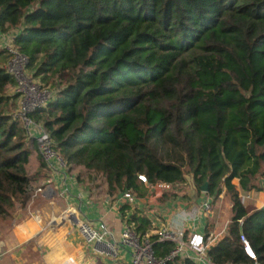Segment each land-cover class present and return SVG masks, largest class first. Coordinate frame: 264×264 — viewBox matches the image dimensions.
I'll list each match as a JSON object with an SVG mask.
<instances>
[{"label":"trees","instance_id":"obj_1","mask_svg":"<svg viewBox=\"0 0 264 264\" xmlns=\"http://www.w3.org/2000/svg\"><path fill=\"white\" fill-rule=\"evenodd\" d=\"M14 32L26 70L42 88L54 86L31 116L70 169L111 198L188 179L198 195L206 183L208 196L225 190L232 218L209 256L215 264H264V206L251 210L241 198L264 179V0H0V33ZM13 56L0 44L4 220L27 203L47 167L13 116L21 97L9 92L18 87L7 68ZM35 149L40 166L31 173ZM87 173L105 181L94 187ZM129 223L141 236L152 227L138 209ZM150 238L158 257L175 247ZM166 264L199 263L178 256Z\"/></svg>","mask_w":264,"mask_h":264},{"label":"crops","instance_id":"obj_2","mask_svg":"<svg viewBox=\"0 0 264 264\" xmlns=\"http://www.w3.org/2000/svg\"><path fill=\"white\" fill-rule=\"evenodd\" d=\"M0 39L3 45L9 43L6 35L0 33ZM31 140L35 138L31 137ZM39 166L40 155L35 149L30 172L35 173ZM80 171L57 164L43 169V176L34 184L27 203L18 204L8 219H0V264H130L132 248L122 243L121 236L125 217L133 209L141 210L151 219L150 235L162 227H184L188 234H202L207 239L213 237V243H216L227 233L232 203L225 190L214 198L213 203L219 207L224 203L228 211L226 221H219L217 207L210 216L204 215L201 203L208 195L203 191L198 195L191 186L190 189L183 186L181 190L165 193L152 201L149 200L150 192L143 197L137 196L136 206L123 215L116 206L118 197L111 198L106 190L92 188ZM261 182L264 189V179ZM44 187V191H37ZM259 194L245 202L249 209L264 206V191ZM186 213L194 214L193 218L186 221ZM86 219L95 226L107 225L119 242L117 256L103 253L95 245L85 242L78 224Z\"/></svg>","mask_w":264,"mask_h":264},{"label":"built area","instance_id":"obj_3","mask_svg":"<svg viewBox=\"0 0 264 264\" xmlns=\"http://www.w3.org/2000/svg\"><path fill=\"white\" fill-rule=\"evenodd\" d=\"M14 36L15 32L6 35L9 41L6 46L10 48L14 54L7 68L16 76L18 81L17 92L21 94L19 106L13 112V116L20 119L27 129L29 136L35 138L40 154L47 165L54 167V164H57L61 167H67L61 154L54 148V141L44 124L35 121L31 116V113L38 107L47 105L53 93L51 90L42 88L40 83L36 82L32 75L28 76V74H26L25 70L29 59L27 56L14 50L11 45ZM140 178L144 182H147L145 176H140ZM183 186V182H178L176 184L158 183L152 187L149 200L152 201L155 198H161L165 193L181 190ZM45 189L46 187L39 188L37 191L41 192ZM251 197L252 195L250 192H243L241 194L244 203L250 200ZM213 201V196H207L202 201L201 210L204 215L210 216L212 214ZM137 202L138 197L134 193L126 191L118 196L116 206L120 209L121 206L126 204L134 208ZM193 215L194 214L191 215L186 213L184 214V219L188 221L193 218ZM78 229L87 244L95 245L96 249L103 253L117 256L119 242L105 223L95 226L90 220H81L78 224ZM152 235H156L158 241L168 240L174 242V249L167 256L158 257L154 251L153 242L150 238L151 235L147 234L146 236H141L138 234L133 225L129 223V215H126L125 229L122 233L121 241L132 248L130 264H166L168 261L174 260L178 256L189 257L199 264H215L208 254V250L215 240L212 239L213 237L206 240L202 234H188L184 227H162ZM241 240L248 256L256 260V253L244 234L241 235Z\"/></svg>","mask_w":264,"mask_h":264},{"label":"rangeland","instance_id":"obj_4","mask_svg":"<svg viewBox=\"0 0 264 264\" xmlns=\"http://www.w3.org/2000/svg\"><path fill=\"white\" fill-rule=\"evenodd\" d=\"M0 42H1V39H0ZM2 43V42H1ZM0 43V44H1ZM2 46H6L5 44L3 45V43H2ZM25 72H26V74H28V76H31V75H33L34 74V72L33 71H31V70H25ZM34 79H35V81L36 82H38V83H40V82H42L41 81V78L39 77H33ZM50 86V89H54V86L53 85H49ZM17 89L18 88H10L9 89V92H14V91H17ZM45 89H47V88H45ZM50 89H48V90H50ZM86 176V175H85ZM87 176L89 177L90 175L87 173ZM86 176V177H87ZM87 177V178H88ZM94 178V179H93ZM90 179H91V182L93 183V186L94 187H96V186H99V185H102L103 184V182L105 181L104 180V177L103 176H101V175H97V174H94V175H92V176H90ZM185 185H184V188L186 189V188H188V189H190V180L188 179V180H186V182L184 183ZM261 185H262V182H261V179L259 180V188L260 189H258V190H255L251 195H252V197H253V199L254 198H256L257 197V195H260L259 194V192H261V191H264V189H262V187H261ZM181 189H183V187L181 188ZM191 191V190H190ZM203 192H205V191H203ZM243 193V192H242ZM204 194H206V193H204ZM226 199V198H225ZM251 201V200H250ZM264 201V200H263ZM262 201V202H263ZM217 203V202H216ZM213 210L215 209V210H217L216 209V207L217 208H219L218 209V215H219V221H226V220H228V211H226V209H225V207H224V203H222V206H217V204L216 205H214V203H213ZM218 219V218H217Z\"/></svg>","mask_w":264,"mask_h":264},{"label":"water","instance_id":"obj_5","mask_svg":"<svg viewBox=\"0 0 264 264\" xmlns=\"http://www.w3.org/2000/svg\"><path fill=\"white\" fill-rule=\"evenodd\" d=\"M207 189H208V184L206 183V184L202 187V190L206 192Z\"/></svg>","mask_w":264,"mask_h":264}]
</instances>
